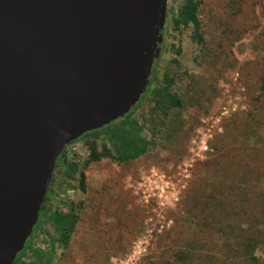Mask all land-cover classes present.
I'll return each mask as SVG.
<instances>
[{"label": "rangeland", "instance_id": "374dc122", "mask_svg": "<svg viewBox=\"0 0 264 264\" xmlns=\"http://www.w3.org/2000/svg\"><path fill=\"white\" fill-rule=\"evenodd\" d=\"M185 1L167 0L150 78L181 107L141 99L140 136L155 147L136 160L106 157L102 134L64 149L76 172L54 168L26 244L52 248L50 264H264V0H192L197 29L178 23ZM63 200L67 246L46 220Z\"/></svg>", "mask_w": 264, "mask_h": 264}, {"label": "water", "instance_id": "95a60500", "mask_svg": "<svg viewBox=\"0 0 264 264\" xmlns=\"http://www.w3.org/2000/svg\"><path fill=\"white\" fill-rule=\"evenodd\" d=\"M166 5L0 0V264L24 250L63 150L141 101Z\"/></svg>", "mask_w": 264, "mask_h": 264}, {"label": "trees", "instance_id": "16d2710c", "mask_svg": "<svg viewBox=\"0 0 264 264\" xmlns=\"http://www.w3.org/2000/svg\"><path fill=\"white\" fill-rule=\"evenodd\" d=\"M196 10L197 8L194 2L192 0H186L185 5L181 8L179 12L178 23H180L184 27L191 24L197 29L198 19ZM260 90L264 94V79L261 82ZM150 95L153 96L156 108L162 111L163 113H165L171 108L181 107L180 101L175 95H172L166 89L152 87L151 80L146 90V93L143 95L142 98H145ZM144 131V127L135 118L133 109L131 113L125 118L120 119L115 123H112L111 125L105 127L102 130L88 133L84 135L81 140L89 135L102 134V149L104 151V155L110 159L115 160L118 163H125L136 160L140 156L144 155L148 151V149L155 147V142L152 139H146L140 136V134ZM62 153L60 158L57 160L55 167L63 166L67 173L71 172L74 174L76 172V166L72 163L62 160ZM80 176L81 181H83L84 175L81 174ZM51 199L52 194L49 188L45 201L49 202ZM62 204L66 206L67 212L65 214H60L59 212L48 213V215L46 216V220L48 221L55 235L58 237V242L64 246H67L74 230L75 220L73 215L72 204L68 200H63ZM44 213L45 209L42 205L39 213V219H42V224ZM39 219L36 227L33 230V232L35 231V234L38 231L37 226L39 225ZM244 248H248V246ZM53 251L54 250L52 248H34L32 240V243L29 246H25L24 250L18 255L14 264H26V261L28 259H31L33 264H50L53 257ZM190 253H192V251H190Z\"/></svg>", "mask_w": 264, "mask_h": 264}, {"label": "flooded vegetation", "instance_id": "af4514ba", "mask_svg": "<svg viewBox=\"0 0 264 264\" xmlns=\"http://www.w3.org/2000/svg\"><path fill=\"white\" fill-rule=\"evenodd\" d=\"M127 116H128V115H127ZM73 143H74V142H73ZM71 144H72V143H71ZM71 144H70V145H71ZM68 146H69V145H68Z\"/></svg>", "mask_w": 264, "mask_h": 264}]
</instances>
